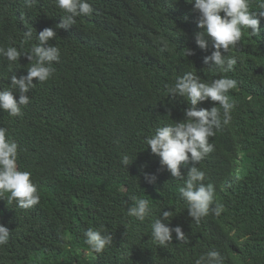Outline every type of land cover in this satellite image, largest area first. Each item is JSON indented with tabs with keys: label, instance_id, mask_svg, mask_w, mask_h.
<instances>
[{
	"label": "trees",
	"instance_id": "trees-1",
	"mask_svg": "<svg viewBox=\"0 0 264 264\" xmlns=\"http://www.w3.org/2000/svg\"><path fill=\"white\" fill-rule=\"evenodd\" d=\"M88 2L93 15L76 17L64 29L55 28L64 13L54 0H33L31 7L25 0H0V47L27 52L38 43L36 33L51 27L57 36L49 43L60 49L54 74L45 82L33 78L22 115L0 110V127L19 146L17 166L31 173L40 196L28 209L8 202V193L0 198V224L10 230L0 264H195L213 249L223 264H264V17L258 36L244 30L225 53L236 58L234 71L221 73L203 63L213 49L195 44L199 13L186 0ZM29 28L32 39L25 41ZM185 47L193 54L184 56ZM30 66L21 56L9 71L0 56V90ZM188 71L203 82L237 81L227 93L231 119L215 130L209 139L214 150L196 165L215 188L213 207L223 208L199 223L180 195L183 180L172 178L144 143L157 127L184 119L188 102L168 94L167 86ZM13 95L18 99L17 89ZM215 103L196 107H220ZM125 154L132 161L124 167ZM131 196L149 201L143 222L127 215ZM164 210L173 216L162 222L179 225L187 243L174 232L166 247L152 239L150 225ZM102 226L112 244L96 253L83 232Z\"/></svg>",
	"mask_w": 264,
	"mask_h": 264
},
{
	"label": "clouds",
	"instance_id": "clouds-1",
	"mask_svg": "<svg viewBox=\"0 0 264 264\" xmlns=\"http://www.w3.org/2000/svg\"><path fill=\"white\" fill-rule=\"evenodd\" d=\"M33 0H25L31 7ZM55 6L64 13L55 28L67 29L76 24V17L92 16L93 7L88 0H54ZM194 11L199 13L196 19L197 27L201 29L194 35L195 44L201 50H207L211 43L210 55L203 57V63L221 73L234 71L235 57L225 56L230 48L241 41L244 30L249 37L258 36L260 17H264V0H186ZM253 4L255 7L253 8ZM259 9V13L254 11ZM223 13V15H221ZM33 29H27L23 34L25 41L32 39ZM57 36L56 31L46 27L36 33V43L27 52H22L15 46L0 47V56L9 62V71L18 58L26 56L31 61L27 74L17 78L11 75V87L0 90V110L7 112L10 117L22 115L21 106L30 103L26 93L35 87L37 82L47 81L55 72L54 62H59L60 49L49 43ZM184 56L192 55L193 50L185 47ZM237 87V81L222 76L211 82H203L193 71L185 72L176 77L173 84L167 86V93L183 97L188 102L184 110V119L157 127L154 133L145 138L144 143L150 147L151 153L159 157L160 165L165 168L172 178L183 180L180 195L186 203L187 213L197 223L211 211L219 215L223 205L214 204L215 188L205 184V173L196 165L214 150L209 139L215 135V130L227 125L231 119L230 112L234 103L230 102L227 93ZM13 89L19 92L18 99L14 98ZM216 102L220 107L197 108L199 102ZM214 104V105H215ZM221 109L223 113L221 115ZM18 144L8 138L7 129L0 127V198L8 193V202H15L20 208L28 209L40 202L37 186L30 179L31 173L21 171L17 166ZM132 161L127 154L121 158L125 167ZM190 165V166H189ZM186 168L185 174L181 172ZM148 183L155 182V175L144 174ZM134 202L127 208V215L143 222L150 214L149 201L144 198L131 196ZM173 216L172 210L161 212V218L152 221L151 236L157 245L166 247L172 241L175 233L178 242H188V238L179 225L170 228L162 221H168ZM85 244L94 252H102L112 244L110 233L104 234L101 229L87 228L83 232ZM10 238V230L0 224V246L6 245ZM195 264H223L221 254L209 250L196 259Z\"/></svg>",
	"mask_w": 264,
	"mask_h": 264
}]
</instances>
